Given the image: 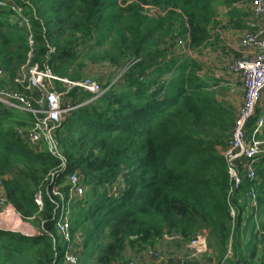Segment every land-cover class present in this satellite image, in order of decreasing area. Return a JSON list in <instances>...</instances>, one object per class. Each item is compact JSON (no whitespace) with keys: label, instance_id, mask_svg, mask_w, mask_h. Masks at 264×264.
Here are the masks:
<instances>
[{"label":"trees","instance_id":"obj_1","mask_svg":"<svg viewBox=\"0 0 264 264\" xmlns=\"http://www.w3.org/2000/svg\"><path fill=\"white\" fill-rule=\"evenodd\" d=\"M12 1L24 8L31 31L0 7L3 83L19 89L15 78L34 65L71 82L90 79L91 64L123 74L101 95L69 90L76 107L55 131L59 156L37 151L19 134L32 126L30 113L23 117L0 104V179L5 196L35 228L0 229V264H65L67 245L55 227L61 200L52 190L66 192L72 172L87 188L69 213L80 264H111L127 247L154 248L166 234L189 243L203 231L218 263L264 264V157L254 165L256 179H243L230 194L222 151L236 112L218 98L219 82L206 81L195 58L167 45L174 35L188 49L220 38L212 26L215 3L231 7L223 27L243 30L245 4L253 0ZM256 138L264 140V125ZM38 191L42 208L34 201Z\"/></svg>","mask_w":264,"mask_h":264},{"label":"built area","instance_id":"obj_2","mask_svg":"<svg viewBox=\"0 0 264 264\" xmlns=\"http://www.w3.org/2000/svg\"><path fill=\"white\" fill-rule=\"evenodd\" d=\"M0 7L8 8L14 13L15 21L20 28L31 31L30 20L24 14L22 6L12 0H0ZM246 9L250 15L247 22L249 28L244 29L245 31H239L241 35L237 40V49H239L241 57L224 59L219 64L225 76H232L235 82L243 88V99L236 112L235 124L227 147L223 151L228 164V173L233 180L230 194L239 187L243 179H256L254 165L259 157H264V140L256 138V134L261 132L263 128L264 114L257 116L256 121L252 123L260 104L264 103V0H253ZM225 22L228 23L227 19L223 21V23ZM174 40L175 47L186 49L184 41L180 37ZM3 76L4 72L0 69V104L8 109H19L30 113L33 116L32 126L26 130H19V134L37 151H47L53 156H59L55 131L64 116L76 107L72 105L70 98L64 99L63 93L60 92H65V95H67L70 89L77 88L101 95L106 91V89H102L99 81L86 79L80 82H71L65 78L54 76L49 67L40 69L37 65L24 68L15 78V84L19 89L4 85ZM57 82L64 86L69 85L68 90H57ZM96 97L86 100L85 103L92 102ZM251 130H253L252 134H250ZM65 180L63 187H67L66 192L57 187L52 190L53 195L61 200L55 227L62 241L67 245L64 252L65 264H80L81 244L72 237L69 213L71 202L75 199H82L87 188L81 182L77 172L68 174ZM252 195L250 193V196ZM34 201L37 206L42 208V191H38ZM7 213L24 221L5 196L3 180L0 179V215ZM230 216L233 221L236 219V211L232 205ZM186 249L187 260L197 259L208 254L209 247L206 232L199 233L187 244ZM259 249L264 255V233L261 237ZM178 264L187 263L184 259ZM208 264L225 263L224 261L221 263L211 261Z\"/></svg>","mask_w":264,"mask_h":264},{"label":"rangeland","instance_id":"obj_3","mask_svg":"<svg viewBox=\"0 0 264 264\" xmlns=\"http://www.w3.org/2000/svg\"><path fill=\"white\" fill-rule=\"evenodd\" d=\"M249 5L245 4V6L247 7ZM231 9L230 6H226L223 5L221 3H215L214 5V9H213V19L214 21L217 23V25L214 23L212 26L215 27H222V23L223 21H226L227 19V13L229 12V10ZM245 11V10H244ZM246 14L245 18H247V22L248 19H250V15L248 12H244ZM247 25V24H246ZM234 27V26H233ZM229 27L233 30H236L235 27ZM249 28V26L247 25V27H245L244 29L247 30ZM243 29V30H244ZM219 30V29H218ZM244 30V31H245ZM241 35V32H239L238 30H236L234 32V36L231 39V43L226 44L227 42H224L226 39V37H223L221 39H215L217 37H213L212 40L207 44V46H201V47H197V48H190L188 49L186 46V41L184 40V45L186 46V49H182L180 47H175V38H177L178 36H172L169 40V42L167 43L168 46H170L172 48V51H177L179 56H186L189 58H195L200 64H201V68L202 70L201 73L203 75H206V81H209L210 84L217 81L219 82V85L216 87H213V90H215L218 94V98L220 100H224L226 104H228L229 106H232L234 108V112H237V110L239 109L240 105H241V88L240 85L236 82L233 83L231 80L228 79V75H226V78L220 77V76H216V74H219L221 70V68H218L217 66H215V64H213V60H216L217 58V54H219L221 57H223V55L225 56L226 53H229L230 55H235L236 54V42L233 40L234 37L236 40L239 39ZM218 50V51H217ZM184 51H186V53H184ZM212 63V64H210ZM220 70V71H219ZM222 73V72H221ZM86 77L92 79V80H96L101 82L102 85V89H103V85H112L115 83H118L119 78L121 77V70L118 69H112L110 67L107 66V64L102 63V64H91L89 66V68L86 70ZM214 77H216V80L213 79ZM4 85L10 87V88H14V86L11 83H4ZM213 85V84H211ZM64 90L63 91H67L69 88V85L66 84V86L63 85L62 87ZM21 89V87H20ZM109 89V86L107 87L106 90ZM63 93V98H69L65 95V92H60ZM64 101V100H63ZM263 102H264V98H263ZM19 111V110H18ZM258 116L264 114V106L261 103L259 108H258ZM19 113L25 117L26 116V111L24 110H20ZM220 152L222 151L219 148ZM223 152V151H222ZM14 217L11 214H4V215H0V221H5L7 223L10 224H15L14 221ZM187 244L188 243H184L182 241V238L173 234V235H164V237L157 243V247L159 249V251L157 252V254H166V253H173V254H177V253H181V252H186L187 253ZM205 257V256H204ZM204 257H202L204 259ZM225 264H234V262L232 260H225Z\"/></svg>","mask_w":264,"mask_h":264},{"label":"crops","instance_id":"obj_4","mask_svg":"<svg viewBox=\"0 0 264 264\" xmlns=\"http://www.w3.org/2000/svg\"><path fill=\"white\" fill-rule=\"evenodd\" d=\"M231 31L235 32L236 30H233L229 28L228 26H225L220 29V33L218 34L219 37H221V39L223 37H226V39H224L225 40L224 42L228 41L226 44L231 43V39L234 36V33H232ZM233 40L237 44V40L235 39V37ZM235 52H236L235 55H230L229 53H227L225 56L223 55V57L217 54V58L216 60H213V64H215V66H217L218 68H221V66L219 65L221 60L241 57V53L239 52V49H236ZM221 72L222 71H220L219 74H216V76L226 78L225 74ZM228 79L231 80L233 83H236L232 76L228 77ZM240 88H241L240 90H241V102H242L243 88L241 85H240ZM262 104L264 106V103ZM8 208L11 209L12 207H8ZM14 221H15V224H10L5 221H0V229L7 230V231H22V232H30L35 229L32 226H30L28 223L22 221L19 217L14 218ZM158 251L159 249L157 246H155L154 248L145 247V248H141L138 250L137 249L134 250L130 247H127L124 251L123 257L121 259L115 260L111 264H129V263H133V264H178L181 260H184V259L186 260L187 264H208L211 261L212 262L218 261L217 256L212 254L210 250L208 254L206 255H203L197 259H188V260H187L186 252H181L177 254H173V253H166V254L158 253L157 254ZM202 257H204V259Z\"/></svg>","mask_w":264,"mask_h":264}]
</instances>
